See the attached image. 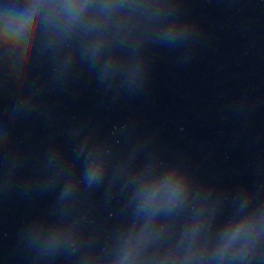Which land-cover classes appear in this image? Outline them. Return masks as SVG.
<instances>
[{
  "label": "clouds",
  "instance_id": "9594fccd",
  "mask_svg": "<svg viewBox=\"0 0 264 264\" xmlns=\"http://www.w3.org/2000/svg\"><path fill=\"white\" fill-rule=\"evenodd\" d=\"M30 14H28V13H26L25 15H24V22L25 23H27L29 20H30Z\"/></svg>",
  "mask_w": 264,
  "mask_h": 264
}]
</instances>
